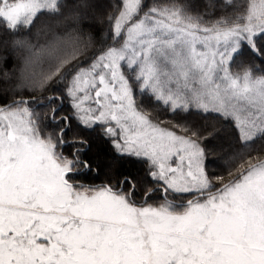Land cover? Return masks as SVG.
I'll list each match as a JSON object with an SVG mask.
<instances>
[{"label": "snow or ice", "instance_id": "obj_1", "mask_svg": "<svg viewBox=\"0 0 264 264\" xmlns=\"http://www.w3.org/2000/svg\"><path fill=\"white\" fill-rule=\"evenodd\" d=\"M0 264H264V0H0Z\"/></svg>", "mask_w": 264, "mask_h": 264}]
</instances>
